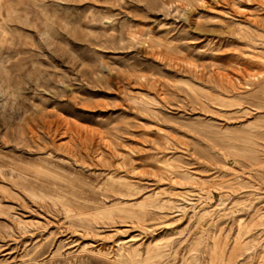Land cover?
Masks as SVG:
<instances>
[{
  "label": "rangeland",
  "instance_id": "1",
  "mask_svg": "<svg viewBox=\"0 0 264 264\" xmlns=\"http://www.w3.org/2000/svg\"><path fill=\"white\" fill-rule=\"evenodd\" d=\"M0 264H264V0H0Z\"/></svg>",
  "mask_w": 264,
  "mask_h": 264
}]
</instances>
